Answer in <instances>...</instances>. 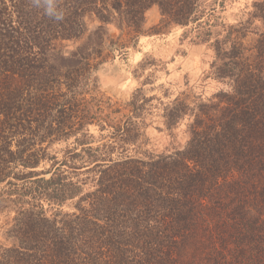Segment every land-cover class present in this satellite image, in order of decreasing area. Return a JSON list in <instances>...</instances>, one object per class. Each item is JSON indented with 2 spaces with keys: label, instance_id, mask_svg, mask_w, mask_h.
Returning <instances> with one entry per match:
<instances>
[{
  "label": "trees",
  "instance_id": "trees-1",
  "mask_svg": "<svg viewBox=\"0 0 264 264\" xmlns=\"http://www.w3.org/2000/svg\"><path fill=\"white\" fill-rule=\"evenodd\" d=\"M56 3L60 20L43 0H0V264H264V0L235 24L217 16L225 0ZM173 27L211 51L221 88L165 104L186 141L154 155L141 149L152 98L138 89L116 107L96 73Z\"/></svg>",
  "mask_w": 264,
  "mask_h": 264
},
{
  "label": "rangeland",
  "instance_id": "rangeland-1",
  "mask_svg": "<svg viewBox=\"0 0 264 264\" xmlns=\"http://www.w3.org/2000/svg\"><path fill=\"white\" fill-rule=\"evenodd\" d=\"M252 1L225 0L224 8L218 11L217 16L224 24H235L245 20ZM159 18L158 11L155 8L150 9L145 15V29L156 25ZM98 25L97 22H93L88 28L92 30ZM103 27L110 39H117L119 31L114 25ZM182 34L183 29L173 27L163 34L140 36L137 43L129 45L124 50L111 51L110 58L96 73L98 92L110 99L116 107L124 108L138 89H141L143 98H152L146 103L147 109L143 115L144 145L141 149L154 155L181 149L186 141L184 132L186 121L180 123L173 131L166 130L161 118L165 104L185 90L192 95H201L205 98L221 88L219 83L206 78L212 61L211 51L204 44L193 41L192 34L187 38L182 37ZM67 45L65 50H71L73 47L71 43ZM111 46L110 42L106 43L107 50L111 49ZM142 64L146 66L141 67ZM146 78L149 83L142 85ZM90 132L96 135V128L91 126ZM67 145L71 147L70 142ZM67 145L55 144L50 151L60 152L59 150ZM47 167L49 164L45 163L37 171ZM79 177L84 178L85 175ZM88 188V185L84 187ZM63 209L69 210L70 207L64 206ZM5 219L4 216H0V239Z\"/></svg>",
  "mask_w": 264,
  "mask_h": 264
},
{
  "label": "clouds",
  "instance_id": "clouds-1",
  "mask_svg": "<svg viewBox=\"0 0 264 264\" xmlns=\"http://www.w3.org/2000/svg\"><path fill=\"white\" fill-rule=\"evenodd\" d=\"M33 2L39 6L41 0H33ZM45 5L44 14L55 20L62 19V13L58 11L56 0H43Z\"/></svg>",
  "mask_w": 264,
  "mask_h": 264
}]
</instances>
